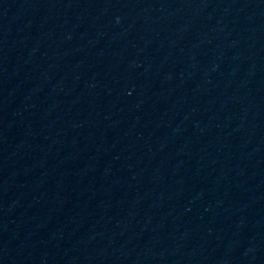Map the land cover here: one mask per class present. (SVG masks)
Here are the masks:
<instances>
[{"label":"water","instance_id":"water-1","mask_svg":"<svg viewBox=\"0 0 264 264\" xmlns=\"http://www.w3.org/2000/svg\"><path fill=\"white\" fill-rule=\"evenodd\" d=\"M0 264H264V0H0Z\"/></svg>","mask_w":264,"mask_h":264}]
</instances>
